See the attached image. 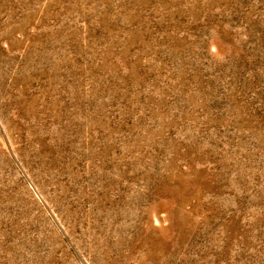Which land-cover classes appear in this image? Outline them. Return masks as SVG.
Listing matches in <instances>:
<instances>
[{
  "label": "rangeland",
  "instance_id": "374dc122",
  "mask_svg": "<svg viewBox=\"0 0 264 264\" xmlns=\"http://www.w3.org/2000/svg\"><path fill=\"white\" fill-rule=\"evenodd\" d=\"M0 264H264V0H0Z\"/></svg>",
  "mask_w": 264,
  "mask_h": 264
}]
</instances>
